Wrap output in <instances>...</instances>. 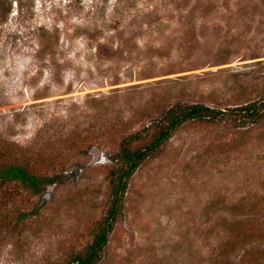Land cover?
<instances>
[{
    "label": "rangeland",
    "instance_id": "obj_1",
    "mask_svg": "<svg viewBox=\"0 0 264 264\" xmlns=\"http://www.w3.org/2000/svg\"><path fill=\"white\" fill-rule=\"evenodd\" d=\"M263 97L264 0H0V164L57 179L0 187V264L82 252L110 159L169 107ZM226 119L182 125L139 166L101 264H264V118Z\"/></svg>",
    "mask_w": 264,
    "mask_h": 264
},
{
    "label": "trees",
    "instance_id": "obj_2",
    "mask_svg": "<svg viewBox=\"0 0 264 264\" xmlns=\"http://www.w3.org/2000/svg\"><path fill=\"white\" fill-rule=\"evenodd\" d=\"M227 116H233V122L237 127L259 123L264 118V97L260 101L228 110L202 104H174L164 111L160 119L154 123L155 133L147 144L136 146L144 138L140 133L123 139L118 153L110 159L111 163L120 164L118 171L113 172L115 177L113 183L115 184L111 192L113 198L111 209L105 219L99 223L92 242L82 252L73 255L66 264H101L109 236L121 211L122 196L129 179L139 166L152 157L162 144L169 141L182 125L193 122L218 125L227 120ZM9 182H19L32 192L39 193L46 185L56 183L57 179L34 176L25 167L15 163L0 164V187Z\"/></svg>",
    "mask_w": 264,
    "mask_h": 264
}]
</instances>
